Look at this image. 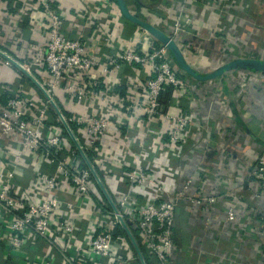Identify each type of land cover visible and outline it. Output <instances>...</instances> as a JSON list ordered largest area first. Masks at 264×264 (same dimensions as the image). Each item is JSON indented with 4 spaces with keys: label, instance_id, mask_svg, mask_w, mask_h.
Segmentation results:
<instances>
[{
    "label": "built area",
    "instance_id": "1",
    "mask_svg": "<svg viewBox=\"0 0 264 264\" xmlns=\"http://www.w3.org/2000/svg\"><path fill=\"white\" fill-rule=\"evenodd\" d=\"M181 2L170 20L150 11L128 9L171 37L188 63L204 73L211 59H204L206 47H197L191 38L201 37L207 30L213 36L224 32L209 26L212 21L204 19L202 11L215 15L217 22V12L225 0ZM19 4L17 0L3 3L0 26L9 9L22 12ZM23 5L33 8L42 19L44 53L30 63L16 62L33 77L41 70L47 72V79L39 84L50 98L31 90L25 95L10 90L6 91L10 92L7 100L0 103V243L8 242L12 252L22 254L40 240L69 264H134V258L123 254L131 253L128 242L115 234L122 218L129 229L132 226L138 231L153 264H174L178 203L187 202L208 213L222 203L228 187L220 169H215L212 178L208 175V164L201 160L203 152L197 155L194 167H190L193 159L183 164L185 150L195 137L193 132L204 128L194 110L200 82L185 77L167 47L141 27L136 25L137 32L127 39L115 0H78L75 4L69 0H26ZM157 17L167 19L169 25H160ZM117 21L123 28L120 34L113 28ZM11 25L18 29L21 23ZM201 40L206 43L208 38ZM240 48L238 53L225 54L227 62L264 60V54L247 55ZM8 65L10 62L0 56V67ZM229 76L241 99L251 74L234 71ZM52 101L69 127L72 124L85 137V151L95 171L100 169L114 184L118 214L96 204L100 195L90 169L80 165L78 149H69L61 129L51 124L53 114L63 125ZM12 137L17 140L11 141ZM4 139L12 147L4 146ZM40 166L54 171H42L32 180L34 198L27 197L26 192L20 196L17 175L24 173V168L34 171ZM251 177L249 188L257 213L254 228L264 240V154L255 161ZM120 184H125L124 191ZM65 195L72 200H64ZM228 204L226 223L246 230L237 206ZM79 221L86 225L84 230ZM70 253L74 255L68 257ZM262 256L264 264V251ZM25 264L35 263L25 258Z\"/></svg>",
    "mask_w": 264,
    "mask_h": 264
},
{
    "label": "crops",
    "instance_id": "2",
    "mask_svg": "<svg viewBox=\"0 0 264 264\" xmlns=\"http://www.w3.org/2000/svg\"><path fill=\"white\" fill-rule=\"evenodd\" d=\"M6 1L0 0V8ZM17 1L20 3L22 12L16 14L13 9H9L8 15L3 17L0 26V51L21 64L30 63L44 53L45 38L42 35V19L33 8L23 5L26 4V0ZM69 2L75 4L78 0H69ZM137 2L141 3L142 12L146 13L150 8L155 7L162 13L159 16H166L169 20L178 13L179 6L182 5L181 0H128L127 5L133 11L139 12ZM233 5L234 8H232ZM200 11L201 9L197 10L196 15ZM217 14L219 19L215 22V15L209 16L202 11L204 19L212 21L209 26L213 25L217 29H222L224 31L222 34L213 36L212 31L207 30L201 37L195 35L191 38L192 43L197 47H206V52L203 53L206 57L204 59H211V63L204 68L202 74L213 72L223 60H226L225 54L238 53V47H241V51L247 55L259 57L264 54V0H225L221 11ZM157 18L156 22L160 25H169L167 19ZM120 22L126 31L128 27L124 22L134 26L133 30H130L131 35L137 32V26L127 21L123 15ZM11 23H21V26L18 29L12 28ZM122 27L117 21L113 25V28H116L115 34H120ZM71 29L72 26L65 33H69ZM70 34L75 36L73 32ZM129 37L131 36L127 35L126 38L129 39ZM201 38H208V41L203 43ZM221 45H225L223 55L218 50ZM230 74L218 80L200 82L198 85L194 110L201 117L204 128L202 132H193L195 137L185 150L186 162L183 163L186 165L188 158L193 159L190 167H194L197 163V155L203 152L201 160L204 164H208L206 166L208 175L212 178L215 169H220V175L228 185L227 192L222 203L208 213L200 211L187 202L178 203L174 231L176 245L174 264H262L263 262L264 240L254 228L257 222V217L254 218L256 216L255 200L249 186L252 181L251 171L254 163L261 154H264V74L250 73L249 88L241 99L233 90L235 82L232 81ZM47 77L48 74L44 70L34 73L38 83L46 80ZM24 79H27L26 76L14 65L0 67V99H2L0 103L5 102L3 98H7L6 91L10 90H20L24 95L31 90L32 94L44 96L31 80L29 85L27 84L29 87L27 89L22 83ZM60 106L64 109L62 105ZM73 134L84 152L87 148L85 137L78 133L77 136L74 132ZM69 137L77 149L74 140L70 135ZM10 140L17 139L12 137ZM3 144L8 146V149L12 147L8 139H4ZM84 154L91 162L88 153L85 151ZM79 155L83 159L80 152ZM82 161L85 162L84 159ZM24 169H26L24 173L22 171L17 175L16 190L20 196L26 192L27 197L34 198L36 192L31 191L33 190L32 180L38 173L53 172L54 169L44 166L37 167L34 171ZM113 170L118 174L117 170ZM104 177L105 182L101 181L115 203L112 192L114 184L108 177ZM119 189L124 191L125 184H120ZM100 191L102 192L101 189ZM102 194L106 198L103 192ZM64 200H72V197L65 195ZM231 202L240 211L241 223L246 225V230L226 223L225 212L228 203ZM89 209L91 206L88 207ZM82 220H85L87 225V220L84 218ZM79 223L80 228L84 230L86 225L80 221ZM123 254L134 258V264H137V260L140 262L136 251L134 253L131 250L129 254L125 252ZM73 255L74 253H70L68 257ZM25 258L35 264H69L40 240L31 247L28 246L22 254L12 252L10 243H0V264H25Z\"/></svg>",
    "mask_w": 264,
    "mask_h": 264
},
{
    "label": "water",
    "instance_id": "3",
    "mask_svg": "<svg viewBox=\"0 0 264 264\" xmlns=\"http://www.w3.org/2000/svg\"><path fill=\"white\" fill-rule=\"evenodd\" d=\"M116 2L120 8V11H121L123 17L127 21H129V22L141 27L142 29L146 30L151 36H153L156 40H158L161 45L166 46L167 50L169 51V53L171 54V56L173 58V61L175 62L177 67L181 70L183 75L188 77L189 79H191L193 81L203 83V82L218 80L221 78H225L228 74H230L234 71H241V72H245V73H249V74L250 73H264V60L239 58V59H235V60H232V61L225 63L224 65L218 67L216 70H214L210 74H202V73L198 72L196 69H194L188 63L187 59L185 58V56L182 53L181 49L179 48L178 44L175 41H173L171 39V37H169L168 35H166L162 31H160L156 27H154V26H152L146 22H143L140 19H138L137 17H135L134 15H132L128 9V5H127L126 0H116ZM0 56L2 58H4L5 60H7L8 62H10L15 67H17L29 80H31L34 83V85H36V87L39 88V90L45 96L46 99L50 98L47 95V93L44 91V89L41 87V85L38 83V81L32 75L27 73L26 70H24L23 67H21L16 61H14L12 58H10L8 55H6L2 51H0ZM51 104L53 106V109L56 111L57 115L61 119L64 128L66 129V131L69 133V135L74 140L77 149L79 150L81 156L83 157V159L85 161L86 166L90 169L97 185L100 187V189L104 193V195L107 198L111 208L113 209V211L115 213L118 214L117 207L115 206L114 202L112 201V199L108 195L100 177L98 176L97 172L95 171V169L92 166V164L90 163V161L85 156L81 146L76 141V138H75L72 130L70 129L69 125L65 121L60 108L56 105V103L54 101H52ZM120 223H121V226L123 227V229L125 230L127 236L129 237L131 243L133 244L135 251L139 257L140 263L146 264L144 256H143V254H142L131 230L129 229L127 223L122 218H120Z\"/></svg>",
    "mask_w": 264,
    "mask_h": 264
},
{
    "label": "trees",
    "instance_id": "4",
    "mask_svg": "<svg viewBox=\"0 0 264 264\" xmlns=\"http://www.w3.org/2000/svg\"><path fill=\"white\" fill-rule=\"evenodd\" d=\"M115 2H116V0H115ZM136 4H137V7H138V8L141 7V3H140V2H137ZM140 10H141V8H140ZM149 11H150V12H153V13L156 14V15H161V14H162V13H160V11H159L157 8H155V7L150 8ZM124 23H125V25L128 27V30H127V31H126V29H125V31H126V37H127V35L131 36V32H130V30H133L134 26H133L132 24L128 23V22H124ZM262 74H264V73H262ZM24 78H25V77H24ZM26 78H27V77H26ZM22 83H23L24 85L27 86V84L29 85L30 82H29V79L27 78V79H24V82H22ZM22 83H21V84H22ZM30 85H31V84H30ZM31 86H32V85H31ZM13 91H15V90H13ZM7 93H8V94H6V95H7L6 97L8 98V96L10 95V94H9L10 92H7ZM170 97H171V90H168V91H167V96H166V101H167V102L170 101ZM7 98H3V99H4V100H7ZM0 101H2V99H0ZM183 107H184V109H187V108H188L187 105H185V104L183 105ZM51 118H52V119H51V124H52V125H55L56 127H59V128L61 129V136L63 137V139H64V141H65V144H66V143L69 144V149H71V150L76 149L75 146H74V144H73V142H72V140L70 139V137H69V135H68L66 129L64 128V126L61 125V124H59V123H57V122L55 121V120H56V117H55L53 114L51 115ZM70 127H71V129H72V132H74V133L76 134V136H77L78 134H77V131H76L75 127H74L72 124H70ZM78 155H79V153H78ZM77 158H78V161H79L80 165H81L82 167H86V164H85V162H83V161L81 160L80 155L77 156ZM89 158H90V160L92 159L90 156H89ZM96 170H97V172H98V175L101 177L102 181L105 182V179H104L103 174H102V172L100 171V169L96 168ZM94 184H95V186H96L95 188H96V191H97L98 197H99V195H100V198L98 199V201L96 200V202H97L96 204H98V205L101 207L102 210H104V211H108V212H112L111 207L109 206L108 201L106 200V198H104L102 192L100 191V188L96 185L97 183L94 182ZM263 222H264V221H263ZM130 229H131L132 233H133L134 236H135L136 242H137V244H138V246H139V248H140V250H141V252H142V254H143V256H144V259H145L146 264H153L154 262H153L152 258L149 257V255H148V253H147V250H146V248L144 247V244L142 243L141 239L139 238V233H138V231H136L135 229H133L132 226H130ZM115 234H116V235L123 236V237L126 239V241L128 242V244H129V246H130L132 252L135 253V251H134V250H135V249H134V246H133V244L131 243L129 237L127 236L125 230L123 229V227H122L121 225L117 226V228H116V230H115ZM135 258H136V260H137V257H136V256H135ZM137 264H140V262H139L138 260H137Z\"/></svg>",
    "mask_w": 264,
    "mask_h": 264
},
{
    "label": "rangeland",
    "instance_id": "5",
    "mask_svg": "<svg viewBox=\"0 0 264 264\" xmlns=\"http://www.w3.org/2000/svg\"><path fill=\"white\" fill-rule=\"evenodd\" d=\"M224 49H225V45H221V46L219 47V49H218V50L220 51L219 53L223 55V50H224ZM224 59H226V58H224ZM227 61H228V59L223 60L221 64L224 65ZM221 66H222V65H221Z\"/></svg>",
    "mask_w": 264,
    "mask_h": 264
}]
</instances>
